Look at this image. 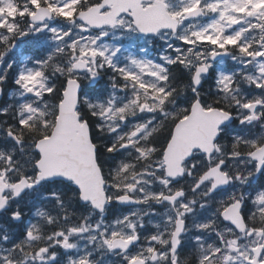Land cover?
<instances>
[{"label": "snow or ice", "instance_id": "6c2138e0", "mask_svg": "<svg viewBox=\"0 0 264 264\" xmlns=\"http://www.w3.org/2000/svg\"><path fill=\"white\" fill-rule=\"evenodd\" d=\"M0 264H264V0H0Z\"/></svg>", "mask_w": 264, "mask_h": 264}, {"label": "rangeland", "instance_id": "374dc122", "mask_svg": "<svg viewBox=\"0 0 264 264\" xmlns=\"http://www.w3.org/2000/svg\"><path fill=\"white\" fill-rule=\"evenodd\" d=\"M22 50H23V45L21 46V49H20L19 53H21ZM30 55H35L34 51L32 53L22 54L20 57H19V55H17V59L20 60V59H23V57L30 56Z\"/></svg>", "mask_w": 264, "mask_h": 264}, {"label": "trees", "instance_id": "16d2710c", "mask_svg": "<svg viewBox=\"0 0 264 264\" xmlns=\"http://www.w3.org/2000/svg\"><path fill=\"white\" fill-rule=\"evenodd\" d=\"M9 90H11V86H9V87L6 89V93H7ZM4 99H5V100L7 99L6 95H5V98H4Z\"/></svg>", "mask_w": 264, "mask_h": 264}, {"label": "bare ground", "instance_id": "6f19581e", "mask_svg": "<svg viewBox=\"0 0 264 264\" xmlns=\"http://www.w3.org/2000/svg\"><path fill=\"white\" fill-rule=\"evenodd\" d=\"M29 51H30V53H32V52H33V50H32V49H29Z\"/></svg>", "mask_w": 264, "mask_h": 264}]
</instances>
